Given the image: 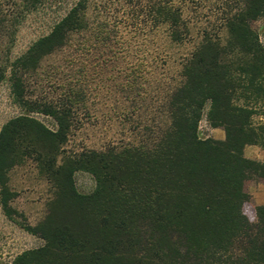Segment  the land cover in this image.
<instances>
[{
    "label": "trees",
    "instance_id": "obj_1",
    "mask_svg": "<svg viewBox=\"0 0 264 264\" xmlns=\"http://www.w3.org/2000/svg\"><path fill=\"white\" fill-rule=\"evenodd\" d=\"M224 12L227 37L203 31L164 97L165 127L142 142L67 152L74 115L87 102L89 73L130 61L127 87L146 73L157 34L172 45L190 41L192 0H5L0 29L11 17L48 30L13 61L0 64L13 103L52 118L51 130L21 114L0 132V192L7 212L8 174L30 158L53 187L44 221L29 231L41 248L13 264H264V205L245 216L253 181L264 184V162L245 156L264 149V44L254 24L264 0H237ZM11 9V10H10ZM13 10V11H12ZM56 66L52 98L29 96L46 61ZM118 65V66H117ZM106 75V74H105ZM263 111V112H262ZM224 141L199 136L200 124ZM95 181L80 193L76 175Z\"/></svg>",
    "mask_w": 264,
    "mask_h": 264
},
{
    "label": "rangeland",
    "instance_id": "obj_2",
    "mask_svg": "<svg viewBox=\"0 0 264 264\" xmlns=\"http://www.w3.org/2000/svg\"><path fill=\"white\" fill-rule=\"evenodd\" d=\"M4 1L0 0V8L7 9ZM192 2L194 4L186 14L192 29L190 41L183 45H172L163 30L159 32L151 46L156 52L149 60L153 64V73L144 74L136 89L127 87L130 70L128 60H122L120 67L117 65L116 69L105 73L106 75L99 74L98 71L89 73L84 86L87 102L81 103L75 111L74 126L65 147L67 152L103 150L108 146L119 147L142 142L165 127L164 97L176 81L183 60L199 44L203 31L225 39L227 32L221 27L224 12L220 10L227 12L237 6V0ZM254 28L264 44V20L256 22ZM47 30L30 19L18 25L15 18L11 17L7 29H0V64L19 57ZM56 66L62 65L54 59L44 63L43 69L33 79L29 96L39 100L56 96L59 91L51 83V79L55 78ZM21 114L32 115L49 129L57 130L52 118L31 114L17 107L13 103L9 85L2 82L0 132L10 120ZM256 122H264V118L257 117ZM199 136L202 139H217L214 129L209 127L206 120L200 124ZM258 148L264 152L263 148ZM7 176L11 193L8 203L10 215H7L3 207L0 192V264H13L25 252L36 250L45 244L29 228H36L44 221L54 193L51 184L30 158L21 161ZM76 186L80 193L88 194L94 190L95 181L89 174L81 172L76 175ZM247 190L251 201L245 205L244 213L249 221L254 222L255 208L264 205V184L253 181Z\"/></svg>",
    "mask_w": 264,
    "mask_h": 264
},
{
    "label": "crops",
    "instance_id": "obj_3",
    "mask_svg": "<svg viewBox=\"0 0 264 264\" xmlns=\"http://www.w3.org/2000/svg\"><path fill=\"white\" fill-rule=\"evenodd\" d=\"M215 137L217 141L225 140V133L221 129L214 130ZM245 156L247 159L253 161L264 162V152L256 146L247 147L245 149Z\"/></svg>",
    "mask_w": 264,
    "mask_h": 264
}]
</instances>
